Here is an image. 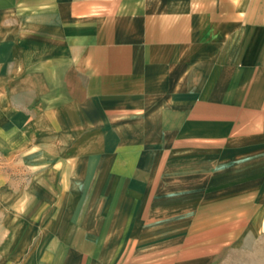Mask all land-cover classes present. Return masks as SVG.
<instances>
[{"label":"crops","instance_id":"obj_1","mask_svg":"<svg viewBox=\"0 0 264 264\" xmlns=\"http://www.w3.org/2000/svg\"><path fill=\"white\" fill-rule=\"evenodd\" d=\"M0 150L9 264H264V0H0Z\"/></svg>","mask_w":264,"mask_h":264},{"label":"rangeland","instance_id":"obj_2","mask_svg":"<svg viewBox=\"0 0 264 264\" xmlns=\"http://www.w3.org/2000/svg\"><path fill=\"white\" fill-rule=\"evenodd\" d=\"M12 15L15 17L16 13ZM10 24H14L16 29L18 21L12 18ZM32 178V170L22 157L0 150V264H9V261H16L20 257L13 251L20 243H33L32 236L24 241L25 226L16 215V199L31 191Z\"/></svg>","mask_w":264,"mask_h":264}]
</instances>
